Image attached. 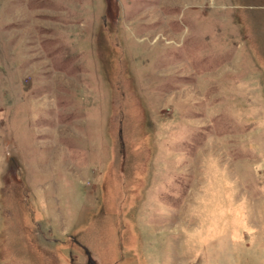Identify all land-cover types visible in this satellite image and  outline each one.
I'll list each match as a JSON object with an SVG mask.
<instances>
[{
    "label": "rangeland",
    "instance_id": "374dc122",
    "mask_svg": "<svg viewBox=\"0 0 264 264\" xmlns=\"http://www.w3.org/2000/svg\"><path fill=\"white\" fill-rule=\"evenodd\" d=\"M0 264H264V0H0Z\"/></svg>",
    "mask_w": 264,
    "mask_h": 264
}]
</instances>
